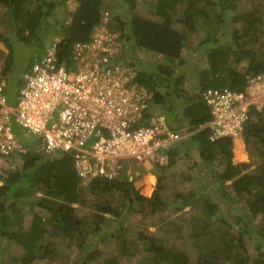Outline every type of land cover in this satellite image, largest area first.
Masks as SVG:
<instances>
[{
  "label": "trees",
  "instance_id": "trees-1",
  "mask_svg": "<svg viewBox=\"0 0 264 264\" xmlns=\"http://www.w3.org/2000/svg\"><path fill=\"white\" fill-rule=\"evenodd\" d=\"M74 1L77 5L69 13V20L65 21L61 14H56L57 8H64V0H0L2 16L11 28L10 36L0 34V41L8 47L9 63L13 56L11 37L15 36L25 44L34 40L36 51L30 59L44 52L58 38L55 44L57 61L70 66L74 43L91 40L95 26L110 8L102 0ZM117 1L114 6L129 7L131 16L121 19V13L116 12L113 17L108 15L106 27L108 31L114 32L110 28L112 22L119 28L123 38L118 36L116 39L120 44L123 43V52L129 55V64L136 71V81L146 86L151 94L149 109L164 115L167 125L174 130L186 127V136L160 152L167 158V166L174 164L176 157H191L192 151H195L198 158L195 165L200 173H207L218 185L229 182L234 195L243 198V217L236 216L240 218L236 221L244 222L247 229L245 233L239 230L235 234L226 232L224 225L230 226L231 223L219 214V202L206 197L194 213L195 217L185 220L177 230L178 233L183 232L177 234L179 237L186 231V239L189 242L194 239L193 252L189 253L185 246L180 247L174 242L160 241L142 234L136 235L135 244L139 245L136 250L143 247L145 256L153 255L157 264H264V258H251L244 241V236L248 235L247 238L255 241L258 255L264 253V107L258 109L251 105L247 109L248 119L242 138L246 145L250 146L254 139L260 147L259 167L250 168L254 159L232 162L231 137L210 139L211 128L207 123L211 115L201 97V92L207 88L242 91L248 76L264 70V20L249 6L241 9L239 0H157L155 14L160 17L157 20L134 13L136 0ZM178 7L182 10L176 17ZM226 12L231 14L229 21L233 24L228 40L222 34L217 35L219 28L229 27L225 19ZM51 17L53 20L49 22ZM198 18L210 25L209 31L203 25L206 36L202 40L198 39L202 46V57L205 58V64L199 67L192 66L188 57L184 60L182 52L190 44H187L190 37L198 34ZM211 21L217 24L212 25ZM46 26L51 31L44 34L42 31L47 32ZM142 49L160 54L167 62L147 64L137 54ZM30 59L25 65L12 68V83L25 70ZM245 61L246 66L239 68L238 64ZM193 74L199 79V90L188 97L186 83ZM184 94L186 101L181 100ZM15 131L21 133L18 128ZM32 140L34 138L26 137L23 144L31 147L35 143ZM17 156L15 168L5 176H0V264H36L39 259L59 258L61 255L55 247L58 241L66 239L69 240V248H76V256L69 264L100 262L102 252L97 248L100 240H94L91 246L87 237L94 232L80 229L85 219L78 216L76 205L80 206L82 200L86 201V195L94 196L117 190L130 203L136 201L150 204V214L167 204L161 194L163 175H157L155 190L150 197H145L133 189L126 175L114 180L92 178L84 183L76 173L73 156L69 152L42 155L29 148ZM222 163V167L217 170L215 166ZM223 195L229 197L228 193ZM195 197L182 198L181 205L190 204ZM25 207L28 209L25 210ZM36 208L44 210L47 216L43 218ZM97 208L99 219L106 213L113 217L118 213L117 209L109 206ZM26 214L31 215L27 226L23 223ZM259 214L262 223L256 228H249V219ZM121 230L119 228L114 232L107 229L105 232V235H111L115 251L122 246ZM82 233L87 235L81 238ZM75 236H80V241L74 245L71 242ZM7 243L16 245L21 250L20 256L5 254L9 251ZM122 253L129 254V249ZM190 255L195 259L192 260ZM116 258L119 255H113L99 264H117Z\"/></svg>",
  "mask_w": 264,
  "mask_h": 264
},
{
  "label": "built area",
  "instance_id": "built-area-1",
  "mask_svg": "<svg viewBox=\"0 0 264 264\" xmlns=\"http://www.w3.org/2000/svg\"><path fill=\"white\" fill-rule=\"evenodd\" d=\"M106 31L74 43L70 66L57 61L54 41L32 56L13 83L9 52L0 50V164L29 148L42 155L69 152L84 183L124 174L132 181L129 160L142 164L165 157L161 150L185 136L149 109L148 88L121 56L118 36ZM259 81L264 84V70L248 76L242 91L201 92L211 115V140L242 135L254 105L250 87ZM26 137L34 138L31 147L23 144Z\"/></svg>",
  "mask_w": 264,
  "mask_h": 264
},
{
  "label": "rangeland",
  "instance_id": "rangeland-1",
  "mask_svg": "<svg viewBox=\"0 0 264 264\" xmlns=\"http://www.w3.org/2000/svg\"><path fill=\"white\" fill-rule=\"evenodd\" d=\"M102 2L107 3L109 5V9L106 10L107 15L102 16V20L98 25L95 26L93 30V35L102 36L107 31L106 21L107 16L113 17L115 13H121V19H126L131 16V12L129 7L122 6L118 8L114 6L117 3V0H102ZM137 4L134 9V13L146 17L149 19H160L158 15L155 14V4L157 0H136ZM77 3L74 0H64V8L59 7L56 9V14H61V18L68 21L70 16L69 13L75 9ZM239 5H241V9H245L243 6H249V8L254 9L264 20V3L262 0H239ZM63 11H61V9ZM181 8L178 7V11L175 12V16H179V12H181ZM3 10L0 8V34H4V36H10L11 28L9 27L10 23L2 16ZM105 16V17H104ZM231 14L225 13V19L229 24L227 29L225 27H221L218 29L217 35L230 39V29L233 24L229 21ZM53 18H49V22H51ZM197 22L200 23L198 26V34H194L190 37L189 42L187 41L188 47L183 49V58L187 60L190 58L192 61V66L205 64V58L202 57V46H200V40L206 36V31L203 25H206V30H210V25L203 21L202 18H198ZM212 25H216L217 23L211 21ZM178 25V24H177ZM46 31H42L44 34L50 32L51 30L47 29ZM110 28L112 29V33H115L117 36L121 37L119 33V28L116 26V23L110 22ZM116 31V32H115ZM207 31V32H208ZM200 39V40H198ZM58 38L54 39L56 42ZM123 41V39L121 40ZM34 40L28 44L19 41L17 37H11L10 44L13 49V56L11 57V65L12 68H17L18 66L25 65L30 56L33 55L36 51V47H34ZM128 44V48H129ZM37 46V44H36ZM0 50L8 51L7 45L0 41ZM124 54V55H123ZM139 57L143 58L147 64L152 63H161L164 61L166 63V59L162 57L160 54L148 51V50H139L137 51ZM121 56L128 60V53L123 52V43H122V51ZM188 64V63H187ZM247 62H242L238 64L239 68L241 66H246ZM187 68H190L189 65H186ZM191 77L187 81V92L188 97L192 96V94L197 93L198 82L196 75ZM18 78V77H17ZM263 81H259L253 86H251V102L256 105L258 108L264 106V84ZM193 85V86H192ZM181 100L186 101V94L181 97ZM182 102V101H181ZM181 130L186 131V127H181ZM238 137V136H237ZM236 138V137H234ZM232 138V162H248L251 159L255 161L250 165V168L259 167L260 160L259 156V144L256 140H252L251 145L248 146L245 144L242 136L234 139ZM241 144V147L239 146ZM251 152V153H250ZM239 153V154H238ZM191 157H183L180 155L175 158V163L167 166V158L159 156L158 158H154V160L145 163V164H135V162H130L129 167L127 168L129 172L134 176V181L131 182V186L138 194H141L145 197H150L155 190L156 177L157 175H163L164 179L161 181L164 182L163 189L161 190V194L164 196V199L167 201V204L160 207L154 214L149 213L150 207H148V203L146 202H136L133 201L130 203L122 193L117 190H112L110 192H106L103 194H96L94 196L86 195V201L82 200L77 206V214L80 218H84V223L80 227L81 230L92 231L94 234H88L87 237L88 242L91 246H93L94 240L99 241L97 248L102 252L101 260L98 263H103L105 259L110 258L113 255H119V258H116L117 264H157V259H154L153 255H146L144 248L141 247L140 250H136L138 248L136 235L142 234L148 237H153L156 240H167V242H174L180 247H184L189 253L193 252L195 248V241L192 239L191 242L186 239L188 232L184 231V234L179 237L177 234V230L180 228L181 224H184V221L188 219V221L193 219L194 213L196 210H199L200 205L204 202L206 197H210L213 200L219 202L220 211L219 214L222 217L228 219L231 225H224V230L229 234H235L237 230L241 233H245L247 230L244 222H237L236 220H240V218H236V216L243 217L242 207H244V200L241 197H237L234 195L232 187L229 182L225 181L224 185H218L214 179H211L207 173H200L198 167L195 165L197 161V154L195 151H192ZM156 157V156H155ZM18 159L17 153L14 154L11 160L3 162L0 164V176H5L9 170H12L16 166V162ZM158 164V165H157ZM222 164H217L215 168L218 170L222 167ZM159 167H164V170H161ZM157 172V174H155ZM223 193H228L229 197L224 196ZM195 199H192L188 205L182 206V198H188L191 196H195ZM105 207L109 206L117 209V216H112L111 214L106 213L103 218H98L97 207ZM180 206V207H179ZM28 208L25 207V210ZM39 210L40 215L45 218L47 216L46 212L42 209L36 208ZM31 215H24V225H28L31 221ZM219 217V216H218ZM220 219V218H219ZM212 220V219H211ZM262 223L261 215H257L254 218L249 219L248 226L249 228H256ZM245 226V227H244ZM120 228L122 238V246L120 249L114 250V242H112L111 235H105L107 229H112L114 232L118 231ZM85 233V231H84ZM81 234V238L87 234ZM98 233V235H96ZM100 233V234H99ZM248 236V235H247ZM244 236V241L247 247L249 248V255L251 258H264V253L258 255V250L256 248V243L254 240H251L249 237ZM80 237V236H79ZM74 237L73 242L71 244H76L80 241V238ZM46 242V241H45ZM69 240H60L57 242V247H55L57 252L61 255L59 258L53 259H39L36 264H69L76 256V248H69L67 243ZM133 244V245H131ZM53 246V245H52ZM137 246V247H136ZM129 247V248H128ZM6 253H13L14 255H19L21 250H19L16 245L13 243H7ZM129 249V254L125 255L122 251ZM135 251V254L133 253ZM8 254V255H9ZM6 255L5 257H7ZM20 256V255H19ZM148 256H152L150 258ZM4 257V258H5ZM191 257V255H190ZM192 260L195 258L191 257Z\"/></svg>",
  "mask_w": 264,
  "mask_h": 264
},
{
  "label": "clouds",
  "instance_id": "clouds-1",
  "mask_svg": "<svg viewBox=\"0 0 264 264\" xmlns=\"http://www.w3.org/2000/svg\"><path fill=\"white\" fill-rule=\"evenodd\" d=\"M152 111H154V110H152ZM155 113V112H154ZM159 114H161V113H159ZM174 130V129H173ZM177 131V130H176ZM179 131H181V132H183L184 134H185V136H186V134H187V132H185V131H183V130H179ZM242 136V135H241ZM240 136V137H241ZM236 138H239V137H236ZM236 138H234V139H236ZM148 162H150V161H147V162H144V163H142V164H145V163H148ZM125 175V174H124ZM129 181V180H128ZM134 180H132V181H129V182H133Z\"/></svg>",
  "mask_w": 264,
  "mask_h": 264
}]
</instances>
